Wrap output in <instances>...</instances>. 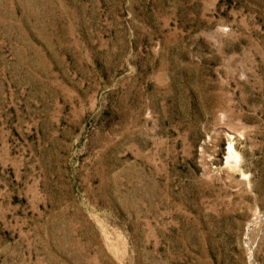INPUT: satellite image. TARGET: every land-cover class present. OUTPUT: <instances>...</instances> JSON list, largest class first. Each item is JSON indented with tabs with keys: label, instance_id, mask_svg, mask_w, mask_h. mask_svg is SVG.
<instances>
[{
	"label": "rangeland",
	"instance_id": "obj_1",
	"mask_svg": "<svg viewBox=\"0 0 264 264\" xmlns=\"http://www.w3.org/2000/svg\"><path fill=\"white\" fill-rule=\"evenodd\" d=\"M0 264H264V0H0Z\"/></svg>",
	"mask_w": 264,
	"mask_h": 264
}]
</instances>
